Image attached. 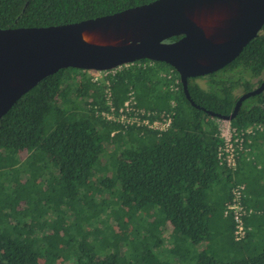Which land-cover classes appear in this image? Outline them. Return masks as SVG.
<instances>
[{"label": "trees", "instance_id": "1", "mask_svg": "<svg viewBox=\"0 0 264 264\" xmlns=\"http://www.w3.org/2000/svg\"><path fill=\"white\" fill-rule=\"evenodd\" d=\"M154 1L0 0V29L74 24ZM91 72L59 70L0 118V264H264V132L245 138L235 170L217 158V122L264 81V26L230 64L187 80L195 107L164 63ZM129 101L150 120L173 113L170 127L103 118L108 102L117 115ZM230 126L264 127V90ZM236 185L251 211L241 242L225 215Z\"/></svg>", "mask_w": 264, "mask_h": 264}, {"label": "water", "instance_id": "2", "mask_svg": "<svg viewBox=\"0 0 264 264\" xmlns=\"http://www.w3.org/2000/svg\"><path fill=\"white\" fill-rule=\"evenodd\" d=\"M263 26L264 0H157L74 24L0 29V118L61 69L103 72L142 60L171 67L195 107L187 80L230 64ZM172 37L179 39L166 42ZM263 90L264 81L220 119L230 123L242 102Z\"/></svg>", "mask_w": 264, "mask_h": 264}, {"label": "built area", "instance_id": "3", "mask_svg": "<svg viewBox=\"0 0 264 264\" xmlns=\"http://www.w3.org/2000/svg\"><path fill=\"white\" fill-rule=\"evenodd\" d=\"M126 66V65H124ZM122 67V66H121ZM120 67L116 68L119 69ZM114 70L103 71V72H91L93 73H114ZM98 77H93L94 81H97ZM132 103V99H131ZM130 101L124 104V107L119 109L117 115L114 113L113 107H111L108 102L107 107L108 112L102 113V116L105 120L116 121L121 124L143 126L149 130L161 133L166 131L172 122L173 113H162L159 118L150 120V113L145 112L141 109H136L135 107L130 106ZM150 117V118H149ZM219 136L223 140V146L218 150L217 158L221 165H225L231 170H235L237 167V159L239 153L245 150V153L248 149L244 148L245 138L251 137L255 132H264V127H257L255 129H247L245 131H238L235 128L228 126L222 130L219 128ZM232 199L226 206L225 215H229L232 218L234 223L233 229V240L236 242H241L246 236V228L244 226V218L251 213L247 211L241 201L244 197V186L236 185L231 190Z\"/></svg>", "mask_w": 264, "mask_h": 264}, {"label": "rangeland", "instance_id": "4", "mask_svg": "<svg viewBox=\"0 0 264 264\" xmlns=\"http://www.w3.org/2000/svg\"><path fill=\"white\" fill-rule=\"evenodd\" d=\"M262 78H264V76H262L261 79H262ZM198 83L200 84L201 87L204 86V82H203V81H198ZM217 123H218V127H219L220 129L224 130V129L228 126V123H229V122H225V121L220 120V121H218Z\"/></svg>", "mask_w": 264, "mask_h": 264}]
</instances>
